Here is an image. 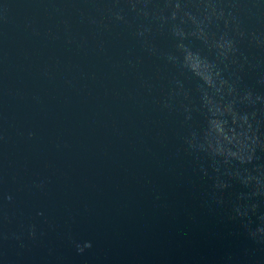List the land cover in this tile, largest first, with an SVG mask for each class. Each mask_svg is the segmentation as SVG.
Returning <instances> with one entry per match:
<instances>
[{
	"label": "water",
	"instance_id": "obj_1",
	"mask_svg": "<svg viewBox=\"0 0 264 264\" xmlns=\"http://www.w3.org/2000/svg\"><path fill=\"white\" fill-rule=\"evenodd\" d=\"M0 264H264V0H0Z\"/></svg>",
	"mask_w": 264,
	"mask_h": 264
}]
</instances>
